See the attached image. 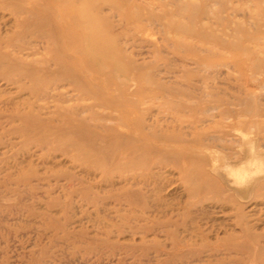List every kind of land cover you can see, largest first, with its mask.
<instances>
[{
  "label": "rangeland",
  "instance_id": "obj_1",
  "mask_svg": "<svg viewBox=\"0 0 264 264\" xmlns=\"http://www.w3.org/2000/svg\"><path fill=\"white\" fill-rule=\"evenodd\" d=\"M0 264H264V0H0Z\"/></svg>",
  "mask_w": 264,
  "mask_h": 264
},
{
  "label": "bare ground",
  "instance_id": "obj_2",
  "mask_svg": "<svg viewBox=\"0 0 264 264\" xmlns=\"http://www.w3.org/2000/svg\"><path fill=\"white\" fill-rule=\"evenodd\" d=\"M99 47H100V49H99V50H100V51H102V44H101Z\"/></svg>",
  "mask_w": 264,
  "mask_h": 264
}]
</instances>
